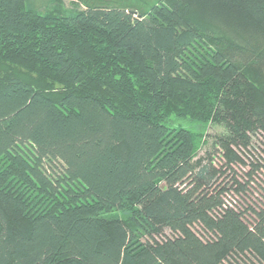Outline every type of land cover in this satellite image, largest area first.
Returning <instances> with one entry per match:
<instances>
[{"label":"trees","instance_id":"1","mask_svg":"<svg viewBox=\"0 0 264 264\" xmlns=\"http://www.w3.org/2000/svg\"><path fill=\"white\" fill-rule=\"evenodd\" d=\"M0 264H264V0H0Z\"/></svg>","mask_w":264,"mask_h":264},{"label":"rangeland","instance_id":"2","mask_svg":"<svg viewBox=\"0 0 264 264\" xmlns=\"http://www.w3.org/2000/svg\"><path fill=\"white\" fill-rule=\"evenodd\" d=\"M66 4L67 7H69V4L72 3V0H63ZM191 121H190V127H194L195 129L197 130H201V125L198 123H192L191 125ZM185 127H186V123H182ZM223 132V129L221 126H218V125H211L210 127H206V133L207 135H210V136H215V135H218L220 133ZM258 140H260V138L257 137ZM257 143L258 141L257 140H252L251 142V147L253 148H257ZM207 151V148H203L202 150H200L197 154V157H205V152Z\"/></svg>","mask_w":264,"mask_h":264}]
</instances>
